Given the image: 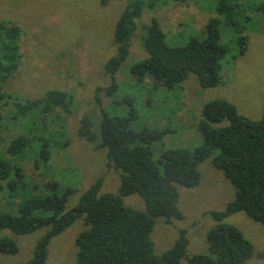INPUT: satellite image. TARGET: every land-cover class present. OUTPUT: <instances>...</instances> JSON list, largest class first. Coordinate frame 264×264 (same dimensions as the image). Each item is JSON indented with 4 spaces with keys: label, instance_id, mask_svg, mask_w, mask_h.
Returning <instances> with one entry per match:
<instances>
[{
    "label": "rangeland",
    "instance_id": "374dc122",
    "mask_svg": "<svg viewBox=\"0 0 264 264\" xmlns=\"http://www.w3.org/2000/svg\"><path fill=\"white\" fill-rule=\"evenodd\" d=\"M229 1L237 3L241 9L248 49L234 60L237 52L234 42L238 35L221 24V41L232 47V53L221 61V83L216 87L203 89L191 75L175 88L166 89L155 85L148 76L138 81L131 74L132 65L147 58L140 36L143 27L150 25L153 19L165 36L166 46L177 48L183 47L190 38H203L208 20L218 17L219 0H185L183 3L153 0L154 7L146 6L136 21L129 56L115 75L116 89L98 97L97 89L111 84L105 65L117 54L114 29L130 1L0 0V20L12 21L21 29L18 73L3 91L11 98L0 101V157H6L5 149L17 136L35 137L32 148L24 155L30 153L24 159H14V165L23 170L32 194L38 195L40 189L34 188L42 187L47 181L58 183L59 192L72 189L74 193L66 204V210H71L99 178L103 179L102 193L118 195L120 187L118 175L107 168L106 150L96 148L99 139L87 143L78 137V121L82 117L91 120L92 132L98 134L102 116L126 118L134 115V131L147 129L163 135L152 145L155 161L165 150H192L201 144L198 122L203 106L211 101L225 100L241 115L259 120L264 112V0ZM51 90L64 91L74 97L72 112L61 118L62 130L54 123L11 118L14 99L36 100ZM58 131L65 133V137H59L55 133ZM39 139L48 142L51 156L47 165L36 169L33 162L35 151L41 145ZM199 171V186L178 188V209L184 219L172 220L170 225L162 218L155 219L151 239L156 255L169 249L182 230L186 231L189 241L187 255L207 252L205 237L216 224L209 213L223 211L233 201L234 189L213 167L211 159L201 163ZM122 200L126 207L144 210V202L137 195ZM18 202L5 189L0 192L2 212L15 214ZM224 222L235 226L254 246L257 256L247 264H264V227L244 213L233 214ZM85 228L81 218L55 237L49 244L45 264H76L75 241ZM44 232L13 237L18 253L13 256L0 254V264H27L36 241ZM180 264L187 262L183 259Z\"/></svg>",
    "mask_w": 264,
    "mask_h": 264
},
{
    "label": "trees",
    "instance_id": "16d2710c",
    "mask_svg": "<svg viewBox=\"0 0 264 264\" xmlns=\"http://www.w3.org/2000/svg\"><path fill=\"white\" fill-rule=\"evenodd\" d=\"M127 1L130 4L114 29L117 54L105 65L111 84L98 88L96 96L116 89L115 75L129 56L136 21L146 6L153 8L155 5L153 0ZM216 12L218 17L208 20L203 38H190L183 47L177 48L166 46L165 36L153 19L150 25L143 27L140 36L147 58L134 63L131 74L138 81L148 76L155 85L166 89L175 88L191 75L203 89L216 87L221 83V61L232 53V47L221 41V24L238 35L234 42L237 49L234 60L248 49L239 5L219 0ZM20 39L19 26L12 21L0 20V101L11 98L3 91L18 73ZM12 103L11 118L14 121L30 118L37 123L41 120L54 123L62 130L61 118L72 112L75 101L70 93L51 90L39 99H14ZM133 120L134 115L126 118L102 116L98 134H95L88 117L79 119L78 137L87 143L99 139L96 148L106 150L107 168L118 175L120 187L118 195L102 193L103 179L99 178L71 210H66V204L74 193L72 189L59 192L58 183L47 181L42 187L34 188L40 189L38 195L32 194L23 170L14 165V159H24L30 153L24 155L32 148L35 137L20 135L9 143L5 149L6 157H0V192L5 189L19 202L15 214L0 210L1 255L18 253V244L13 237L44 230L27 264H45L51 241L83 218L86 228L75 241L76 264H180L183 259L187 264H247L257 256L252 243L224 220L233 214L244 213L264 227V112L259 120H252L225 100L211 101L203 106L198 122L201 144L192 150H165L156 161L152 145L162 139V133L147 129L136 132L132 128ZM55 133L65 137L63 132ZM38 141L41 145L35 151L33 162L36 169L47 165L51 156L48 142ZM208 159L233 187L234 199L223 211L209 213L216 224L205 237L207 252L187 255L189 241L186 231L182 230L169 249L156 255L151 239L155 219L162 218L166 225L172 220L184 219L178 209V188L199 186V165ZM130 195L143 200V211L124 205L122 198Z\"/></svg>",
    "mask_w": 264,
    "mask_h": 264
}]
</instances>
